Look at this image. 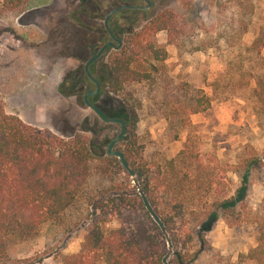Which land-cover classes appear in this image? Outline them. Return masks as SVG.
Here are the masks:
<instances>
[{
  "label": "rangeland",
  "instance_id": "374dc122",
  "mask_svg": "<svg viewBox=\"0 0 264 264\" xmlns=\"http://www.w3.org/2000/svg\"><path fill=\"white\" fill-rule=\"evenodd\" d=\"M134 1L28 0L19 13L4 8L0 0V99L4 110L61 136L84 132L91 139L92 151L103 154L120 126L103 122L83 103L86 87L95 88L85 77L83 65L101 43L105 15L116 3ZM152 1L153 7L145 12L119 11L108 23L112 31H122L126 42L128 30L138 32L160 11L170 16L166 29L146 33L137 46L132 66L143 77L129 88L133 97L124 101L108 92L109 55L102 54L90 65L100 90L89 100L114 117L134 112L137 121L129 123L122 139H135V150L151 171L176 157L188 141L187 150L193 152L190 175L197 160L203 158V175L211 181L201 194L231 193L238 184L232 172L236 156L248 149L264 156V108L254 91L256 78L262 82L263 74L264 80V0ZM181 83L202 90L210 105L206 111L190 115V125L176 139L154 101L165 88ZM173 128H181V123L177 120ZM257 176L255 173L248 200L253 207L262 200L264 215V158L262 181ZM129 181L137 187L133 178ZM95 183L91 179V185ZM210 196L216 195L209 194L208 199ZM252 219L246 209L237 221L217 220L205 233V251L190 264H263L264 255L259 254L258 259L247 255L256 246ZM69 224L70 218L65 216L43 223L31 238L13 241L10 254L40 259V264H62L61 256L77 252L82 241L84 224L75 228ZM117 224L113 219L109 227ZM194 248L200 250L198 245Z\"/></svg>",
  "mask_w": 264,
  "mask_h": 264
},
{
  "label": "trees",
  "instance_id": "16d2710c",
  "mask_svg": "<svg viewBox=\"0 0 264 264\" xmlns=\"http://www.w3.org/2000/svg\"><path fill=\"white\" fill-rule=\"evenodd\" d=\"M27 1L2 0L4 8L19 13L25 10ZM169 21V14L160 11L138 32L128 30L126 42L122 32L119 33L122 47L118 50L108 47L104 52L109 55L108 92L124 101L133 97L134 92L129 88L143 77V72L132 66L137 46L146 33L153 35L166 29ZM107 36L104 29L99 46ZM154 54L155 58L159 57L157 51ZM256 83L258 87L254 91L264 108L263 74L262 82L256 78ZM201 91L181 83L165 88L154 101L174 138L190 125V115L209 108L210 100ZM122 118L127 126L137 121L134 112H127ZM177 120L181 128L173 130ZM134 145L135 139L128 136L115 148L141 174L143 193L172 243L169 264L196 261L198 254L206 249L205 233L212 230L214 223L220 218L237 221L246 209L253 218L250 227L256 241L247 255L252 259L264 255L262 200L256 207L248 200L255 173L256 179L262 181V153L248 149L236 156L232 172L238 184L231 193L202 195V187L207 188L211 181L207 174L203 175V158L198 159L197 154L190 175L193 152L187 150L188 141L176 157L153 171L138 156ZM129 179L118 158L108 156L106 151L101 155L92 151L91 139L84 132L61 136L27 124L17 115L7 113L0 99V264H40V259L11 255L10 244L31 238L43 223L57 222L64 216L70 218V226H84L79 250L62 255V264H163L166 238ZM209 194L216 196L208 199ZM113 219L118 224L109 227ZM196 245L201 251L194 248Z\"/></svg>",
  "mask_w": 264,
  "mask_h": 264
},
{
  "label": "water",
  "instance_id": "95a60500",
  "mask_svg": "<svg viewBox=\"0 0 264 264\" xmlns=\"http://www.w3.org/2000/svg\"><path fill=\"white\" fill-rule=\"evenodd\" d=\"M131 6L129 5H121L118 6L114 9H112L107 16L104 19V26L105 29L107 30V32L109 33V35L111 36V38L117 43H113L112 41H108L106 43H104L97 51L96 53H94L85 63L84 65V71L86 76L89 78V80L95 85L94 90L91 89H87V91L84 93V104L85 106H87L88 108H90L103 122H113V123H117L120 126V129L118 131L117 134H115V136L113 138H111V140L108 142V144L106 145V154L108 156H113L119 159V162L121 164V166L124 168V170H126V172L130 175L131 178H133L134 183L137 185L138 187V192L141 196L142 202L146 208V210L148 211V213L151 215V217L153 218V220L158 224V226L160 227L161 231L163 232L165 238H166V242H167V252L166 254L163 256L162 258V263L163 264H169L168 263V259L169 256L172 252V243L170 238L168 237V234L165 230V227L162 223V221L160 220V218L157 216V214L154 212L152 206L150 205V203L148 202L146 196L143 193V189L139 186L138 182L141 178V175L137 172V170H134L133 168L130 167L128 161L125 158L124 153L115 148V145L122 140V138L124 137V135L126 134V130H127V123L123 118H119V117H108L106 116L96 105H94L93 103H91L88 100V96L89 95H95L99 92L100 90V83L99 81L91 74L90 72V65L97 59L99 58L104 51L108 48L111 47L114 50H118L121 45H122V40L119 36H115L108 24V20L111 17V15H113L116 11H118L121 8H130ZM86 129L90 130L91 132L94 133V130L92 128L86 127Z\"/></svg>",
  "mask_w": 264,
  "mask_h": 264
},
{
  "label": "flooded vegetation",
  "instance_id": "af4514ba",
  "mask_svg": "<svg viewBox=\"0 0 264 264\" xmlns=\"http://www.w3.org/2000/svg\"><path fill=\"white\" fill-rule=\"evenodd\" d=\"M153 4H154V2L152 1V0H135L134 1V3H129V2H123V3H116V5H115V7H113L112 9H114V8H116V7H118V6H121V5H129V6H131L130 8H121V9H119L118 11H116L113 15H115L116 13H118L119 11H123V10H129V11H133V12H145L146 10H148V9H150L151 7H153ZM111 9V10H112ZM110 10V11H111ZM109 11V12H110ZM108 12V13H109ZM107 13V14H108ZM107 14L105 15V17L107 16ZM113 15H111V17L113 16ZM105 17H104V19H105ZM110 17V18H111ZM110 18H109V20H110ZM109 20H108V23H109ZM103 25H104V20H103ZM104 29H105V26H104ZM105 31L107 32V30L105 29ZM112 31V30H111ZM120 32H122L121 30H114V31H112V33L115 35V36H119L120 37ZM108 33V32H107ZM107 38V40L104 42V43H106V42H108V41H112L113 43H116L112 38H111V36L109 35V33H108V36L106 37ZM103 43V44H104ZM103 44H101L100 46H96L94 49H93V52H92V54L89 56V57H87L86 58V60H85V63H86V61L94 54V53H96V51L103 45ZM117 44V43H116ZM111 48V47H110ZM106 51V50H105ZM104 51V52H105ZM104 54V53H103ZM98 59V58H97ZM96 59V60H97ZM95 60V61H96ZM94 61V62H95ZM93 62V63H94ZM85 63H84V65H85ZM92 63V64H93ZM91 64V65H92ZM84 65H83V72H84V74H85V71H84ZM89 69H90V67H89ZM85 77L86 78H88L87 76H86V74H85ZM89 79V78H88ZM87 89H91L90 87H86V91H87ZM94 90V89H93ZM85 91V92H86ZM89 96H92V95H89ZM89 96H88V100H89ZM83 97H84V95H83ZM90 101V100H89ZM83 103H84V100H83ZM107 116V115H106ZM109 117V116H108Z\"/></svg>",
  "mask_w": 264,
  "mask_h": 264
}]
</instances>
